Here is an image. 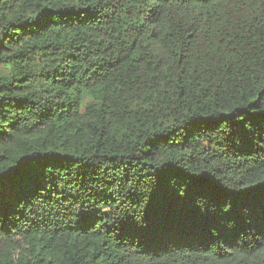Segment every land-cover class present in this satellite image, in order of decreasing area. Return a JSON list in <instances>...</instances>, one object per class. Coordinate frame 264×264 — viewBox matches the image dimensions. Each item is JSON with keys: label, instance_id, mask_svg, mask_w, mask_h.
Listing matches in <instances>:
<instances>
[{"label": "trees", "instance_id": "1", "mask_svg": "<svg viewBox=\"0 0 264 264\" xmlns=\"http://www.w3.org/2000/svg\"><path fill=\"white\" fill-rule=\"evenodd\" d=\"M0 264H264V0H0Z\"/></svg>", "mask_w": 264, "mask_h": 264}]
</instances>
